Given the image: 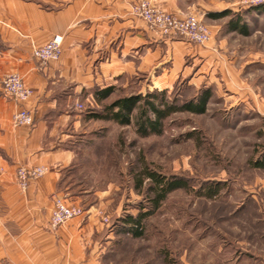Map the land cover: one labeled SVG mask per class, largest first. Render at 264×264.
Returning <instances> with one entry per match:
<instances>
[{"label": "rangeland", "instance_id": "rangeland-1", "mask_svg": "<svg viewBox=\"0 0 264 264\" xmlns=\"http://www.w3.org/2000/svg\"><path fill=\"white\" fill-rule=\"evenodd\" d=\"M250 1L197 0L201 7H226L212 19L198 11L175 14L195 16L209 30L203 45L176 38L215 57L196 62L155 90H167V99L180 104L209 90L204 114H173L161 135L148 138L132 125L110 121L91 120L78 129L75 142L81 150L67 176L72 187L60 200L84 212L98 210L113 250L107 264H264V171L249 163L264 151V0ZM224 11L229 14L219 16ZM232 19L246 34L231 27ZM198 67L203 74L194 78ZM149 83L134 80L116 87L103 104L154 90ZM83 103L85 109H98L92 99ZM145 165L183 179L189 190L169 193L144 221L145 234L133 239L119 229L123 217L150 207L149 182L136 186V174ZM211 184L222 188L208 200L202 194Z\"/></svg>", "mask_w": 264, "mask_h": 264}, {"label": "crops", "instance_id": "crops-1", "mask_svg": "<svg viewBox=\"0 0 264 264\" xmlns=\"http://www.w3.org/2000/svg\"><path fill=\"white\" fill-rule=\"evenodd\" d=\"M135 1L0 0V264H107L113 250L94 207L49 229L51 209L68 190V172L81 150L78 129L92 120L83 117V102L95 88L116 90L134 80L159 90L196 62L214 59L198 45L154 34L131 14ZM148 1L173 15L198 11L208 19L226 8L201 7L197 0ZM55 36L62 38L60 58L42 67L32 46ZM9 73L33 91L28 101L17 103L1 92ZM199 74L198 67L194 78ZM20 108L31 113L32 126H13ZM21 165L46 168L24 191L15 178Z\"/></svg>", "mask_w": 264, "mask_h": 264}, {"label": "trees", "instance_id": "trees-1", "mask_svg": "<svg viewBox=\"0 0 264 264\" xmlns=\"http://www.w3.org/2000/svg\"><path fill=\"white\" fill-rule=\"evenodd\" d=\"M227 14L229 13L224 11L219 16ZM230 25L238 28L237 21L233 19L230 21ZM238 29L241 33L246 34L243 28ZM114 92L115 89L112 86L101 89L95 88L91 99L98 109L83 108L81 110L83 117L86 120L110 121L119 127L132 125L136 133L142 138L161 135L164 121L173 114L183 112L204 114L211 95L210 91L206 90L195 100L180 104L174 97L167 99V90L158 91L154 89L143 94L133 92V94L120 96L108 104H103ZM260 156V158L251 160L249 163L253 168L264 171V151L261 152ZM136 175L138 176L136 186H140L144 180H147L149 182L147 189L152 196L149 199L150 207L146 208V211H140L136 217L127 216L121 220L119 233L121 235L129 234L133 239H138L145 234L144 221L159 209L169 193L180 189L189 190L183 179L164 177L151 169L149 170L146 165ZM221 188L219 184H211L205 187L202 196L208 200L212 199L217 196Z\"/></svg>", "mask_w": 264, "mask_h": 264}, {"label": "built area", "instance_id": "built-area-1", "mask_svg": "<svg viewBox=\"0 0 264 264\" xmlns=\"http://www.w3.org/2000/svg\"><path fill=\"white\" fill-rule=\"evenodd\" d=\"M126 1V0H125ZM253 4L262 3L263 0H251ZM130 12L133 16L142 19L157 36L180 37L188 42L203 45L209 39V30L200 24L195 16L180 18L157 7L148 0L131 2ZM61 36H55L41 46H32V57L42 67L58 62L62 47ZM1 92L15 102H26L32 96L31 89L27 87L23 78L18 74L9 73L2 77ZM14 127L32 126L33 117L25 108H20L11 118ZM46 168L42 166L29 167L21 165L15 172L19 188L25 190L28 184L42 176ZM49 217V229L54 230L73 218H79L84 210L81 206L68 204L60 199L55 200ZM105 222L107 220L105 219Z\"/></svg>", "mask_w": 264, "mask_h": 264}]
</instances>
